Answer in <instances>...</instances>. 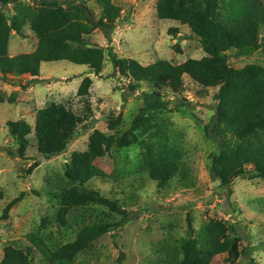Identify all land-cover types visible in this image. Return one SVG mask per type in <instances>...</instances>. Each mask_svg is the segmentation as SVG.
Wrapping results in <instances>:
<instances>
[{"label":"trees","instance_id":"trees-1","mask_svg":"<svg viewBox=\"0 0 264 264\" xmlns=\"http://www.w3.org/2000/svg\"><path fill=\"white\" fill-rule=\"evenodd\" d=\"M16 1L0 0L3 81L16 83L26 76L37 80L43 63L62 61L87 66L101 77L108 58L113 73L127 79L131 91L141 88L143 83L150 84V90L143 93V105L128 129H119L121 116L110 118L112 133L95 129L89 136L87 149L70 156L64 177L75 185L56 193L52 217L45 218L37 230L26 236V246H4L0 264H35L36 260L41 264H74L79 256L89 255L100 237L108 233L117 237L129 218L127 207L137 200L132 196L128 200L108 198L93 185V168L99 161L113 158L115 153L138 147L141 152L137 172L141 181L146 178L154 182L158 190L167 189L175 180L183 188L191 187L187 170L172 155L173 124L164 117L191 106L185 95L186 77L200 87V97L216 90L215 114L204 128L206 138L216 143L218 149L210 157L211 178L227 189H231L237 178L250 176L264 181V64L250 63L235 68L227 58L231 52L243 56L259 51L264 54V0H157L158 19L178 24L170 28L169 35H178L179 26L188 27L205 56L182 64L159 60L148 66L121 58L111 47L92 42L97 30L111 41L123 12L114 0H91L100 10L98 15L86 7V0H40L27 8L23 19L16 17L10 21L4 9ZM25 24H29L37 38L36 49L11 56L10 36L16 33L24 37ZM174 51L181 53L180 46L176 44ZM92 87L93 80L85 77L76 94L88 114L93 112ZM15 97V93L9 98L0 93V105L14 103ZM34 116L33 128L24 119L6 122L21 158L26 157L32 144L47 159L63 154L83 124V118L69 103L48 104L36 109ZM2 197L0 193V200ZM23 197L21 194L11 201L4 213ZM51 226L59 232H73L74 239L52 242L51 234L46 231ZM230 231L233 228L230 230L222 218L209 220L199 231L188 219L186 234L178 240L177 249L165 245L152 264H213L224 255L228 263L240 264L248 252L238 238L229 236ZM124 258L122 253L120 261ZM249 264L256 262L252 259Z\"/></svg>","mask_w":264,"mask_h":264},{"label":"rangeland","instance_id":"rangeland-1","mask_svg":"<svg viewBox=\"0 0 264 264\" xmlns=\"http://www.w3.org/2000/svg\"><path fill=\"white\" fill-rule=\"evenodd\" d=\"M39 2L17 0L4 10L10 21L16 17L23 19L27 8ZM85 2L96 15L100 13L93 1ZM114 3L123 12L111 41L97 30L92 36L93 43L111 47L119 57L137 60L143 66L159 60L182 64L188 59L205 56L200 42L188 27L179 26L178 35H169L170 28H176L178 24L158 19L157 0H114ZM23 34L24 37L16 33L10 36L11 56L36 49L37 38L29 24L24 25ZM176 44L180 46L181 53L174 51ZM227 58L235 68H243L250 63L264 64L262 51L251 56L231 52ZM85 77L93 80L91 114L83 110L76 97ZM185 82L188 90L185 95L191 106L167 113L164 117L173 124L172 155L187 170L191 187H181L178 180L164 190H158L156 184L146 178L143 183L137 172L141 152L138 147L99 161L93 168L94 187L108 198L128 200L132 196L137 202L134 205L130 202L127 207L129 218L117 237L112 233L100 237L89 255L79 256L74 264H152L165 245L172 250L177 249L178 240L186 234L188 219L199 231L216 217L222 218L230 230L233 228L229 236L238 238L242 248L247 250L248 255L240 264H249L252 259L256 264H264V181L250 176L237 178L231 189H227L211 178L210 157L218 149L216 143L206 138L204 128L215 114L213 94L216 90H209L207 95L200 97V87L188 77ZM14 83L0 78V93L6 98L16 94L14 103L0 105V193L3 195L0 200V261L7 244L27 245L26 236L37 230L45 218L52 217L56 193L75 185L64 177L70 156L87 149L89 136L95 129L112 133L110 118L121 116L119 129H128L143 105V93L150 90V84L143 83L141 88L131 91L129 81L113 73L108 58L101 77L90 72L87 66L62 61L43 63L41 77L37 80L26 76ZM51 103H69L83 118L77 137L59 156L47 159L32 144L26 157H19L6 122L24 119L33 128L35 110ZM21 194L23 199L5 214L7 205ZM46 231L56 244L74 239L73 232H59L55 226ZM122 253L125 258L120 261ZM225 259L226 255L219 256L213 264H230ZM35 264L41 263L36 260Z\"/></svg>","mask_w":264,"mask_h":264}]
</instances>
